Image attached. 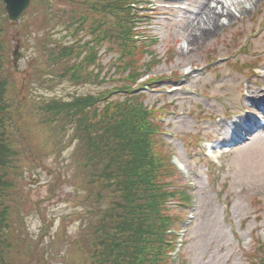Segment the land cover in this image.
Segmentation results:
<instances>
[{"label":"rangeland","instance_id":"1","mask_svg":"<svg viewBox=\"0 0 264 264\" xmlns=\"http://www.w3.org/2000/svg\"><path fill=\"white\" fill-rule=\"evenodd\" d=\"M81 1L32 0L14 23L0 0V62L7 85L3 98L10 111L5 134L13 155L8 159L10 168L5 169L8 199L0 201L1 208H9L10 225L4 232L12 242L6 256L12 264L95 263L94 225L110 204V193L101 192L96 178L91 182L92 174L101 170L86 165L87 148L80 145L74 125L53 115L50 108L76 96L96 102L111 94L99 102V109L90 110L113 115L129 95L120 88L134 84L119 79L128 73L119 35L95 40V23L102 20L106 33L110 23L109 30L115 33L120 27L113 23L115 17L89 10V3L99 8V0H86L84 6ZM147 1L149 9L141 10L145 15L138 17L147 21L135 24L146 31L148 53L144 58L136 55L140 62L130 67L143 79L165 77L152 82V89L140 98L155 107L171 105V113L164 114L170 146L165 155L174 152V160L183 163L185 171L184 176L175 171L165 180L190 186L194 199L173 260L257 264L264 258V129L250 131L235 143H223L229 134L238 137L241 131L234 122L247 120L246 108L258 111L249 104L264 96V76L252 75L248 66L250 60L257 61L264 72V53L252 54L257 49L264 52V0L248 6L244 15L232 6L238 15L235 20L226 21L221 30L199 42H188L187 37L200 0ZM85 16L89 17L83 20ZM91 46L95 47L93 63L86 61ZM17 49L24 54L15 65ZM242 49L249 55L239 53ZM83 67L82 79L76 80L74 74ZM227 113L234 116L229 118ZM196 136L201 140L191 145L189 140ZM202 140L220 144L210 148L212 158L206 155L211 145Z\"/></svg>","mask_w":264,"mask_h":264},{"label":"trees","instance_id":"2","mask_svg":"<svg viewBox=\"0 0 264 264\" xmlns=\"http://www.w3.org/2000/svg\"><path fill=\"white\" fill-rule=\"evenodd\" d=\"M84 1L80 2L82 6L88 2ZM99 1L102 2L99 8L89 3L87 5L89 10L99 12L98 14L111 13L116 19L113 23L120 27L114 25L117 30L113 33L110 31V23H107V28L110 30L108 29L109 33H106L104 24L101 25L103 21L97 20L93 27V31L98 30L95 40L102 41L106 39L105 35L108 38L119 35L117 38L123 41V50L131 56L132 48H136L132 20L136 17L134 10L137 0ZM107 10L109 12H106ZM4 13L6 15V12ZM126 15L127 17L124 18ZM88 17L85 16L83 20ZM104 18L108 21L111 19L106 14ZM1 47L0 42V49ZM94 48L91 46L92 55ZM86 61L93 63L95 57H87ZM134 64L136 66L135 60H132L127 64L128 67L126 66L127 83L134 82L138 78L131 69ZM77 68L78 66L74 67ZM1 70L0 62V199H8L10 183L5 169L11 166L8 159L13 155L5 134L6 120L10 111L3 98L7 85L2 78ZM76 72L77 74H74L76 80L82 79L84 67L80 70V75L78 71ZM131 87L132 85H125L120 89L130 93ZM110 95L100 96L96 98V102L87 96H76L73 101H62L61 104L57 102L58 104L50 108L53 115L69 119V123L74 125L80 145L87 148L86 165L91 163L90 166L101 170L92 174L91 182H95L96 178L100 183L101 192L107 190L110 193L107 194L110 196V204L102 210L99 223L94 225L95 233L98 235L93 244L92 256L95 259L92 262L95 263L91 264H168L166 254L172 246L164 234L169 228L168 219L165 218L167 215L164 214L167 210L166 203L169 198H177L180 194L184 195L185 202L189 198L186 192L180 191L175 186L174 180L169 182L165 180L166 177H174V175L164 157L155 153L152 147L154 129L150 121L152 114L142 103L137 105V96L126 95L128 99L120 101L113 115L91 112V108H95ZM96 108L99 109V106ZM98 116L99 120L94 121L93 118ZM103 196L104 194H100L99 198ZM2 204L3 202L0 201V255L2 256L0 264H12L13 260L12 263L6 260L7 248L11 247L12 242L7 240L4 232L10 225L6 220L9 208L4 207L5 205L1 208ZM35 255L37 259L40 258L38 251ZM259 264H264V258Z\"/></svg>","mask_w":264,"mask_h":264},{"label":"bare ground","instance_id":"3","mask_svg":"<svg viewBox=\"0 0 264 264\" xmlns=\"http://www.w3.org/2000/svg\"><path fill=\"white\" fill-rule=\"evenodd\" d=\"M210 1H199L198 7L200 11L196 13V17L193 19V27L187 37L188 42L189 39L193 42H199L204 38L211 37L225 26L226 21L229 24L232 23L235 17L238 16L237 11L244 15L249 7L257 6L261 2V0H215L214 5H212ZM220 5L221 8L219 9L222 10L215 11ZM232 6H235L237 11L233 10ZM189 45L190 43H187V49ZM263 97L254 100L249 105L260 108L264 105Z\"/></svg>","mask_w":264,"mask_h":264},{"label":"water","instance_id":"4","mask_svg":"<svg viewBox=\"0 0 264 264\" xmlns=\"http://www.w3.org/2000/svg\"><path fill=\"white\" fill-rule=\"evenodd\" d=\"M6 3V10L9 14V18L14 22H17L21 15L30 5L31 0H4ZM22 54L18 52V49L14 52V61L17 62L19 56Z\"/></svg>","mask_w":264,"mask_h":264}]
</instances>
